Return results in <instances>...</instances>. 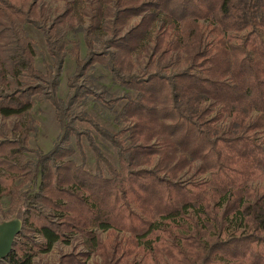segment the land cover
<instances>
[{"label": "trees", "instance_id": "16d2710c", "mask_svg": "<svg viewBox=\"0 0 264 264\" xmlns=\"http://www.w3.org/2000/svg\"><path fill=\"white\" fill-rule=\"evenodd\" d=\"M89 2L87 11L68 0L46 27L37 0H0V85L15 84L0 91V117L16 118L12 139L0 128V200L4 214L22 206L23 224L0 264H32L72 234L97 249L96 230L110 229L129 232L127 246L163 251L177 264H264V188L260 195L251 188L264 174V0ZM27 25L44 37L37 62ZM67 55L73 64L65 67ZM97 67L123 90L104 104L128 127L113 130L89 112L65 121L77 94L59 83L61 72L88 78ZM26 79L51 84L53 100L59 86L71 96L65 111L54 104L60 138L47 151L29 148L27 157L34 99L22 94L39 82L16 89ZM195 161L197 171L183 178ZM204 172L210 177L194 180Z\"/></svg>", "mask_w": 264, "mask_h": 264}, {"label": "rangeland", "instance_id": "374dc122", "mask_svg": "<svg viewBox=\"0 0 264 264\" xmlns=\"http://www.w3.org/2000/svg\"><path fill=\"white\" fill-rule=\"evenodd\" d=\"M33 1V0H28ZM36 1V0H35ZM38 6L36 8L39 10L40 6L43 7L45 10V15L47 17L44 26H48L50 24V20L48 18H52L55 16L56 13L60 12L65 5H68V0H44V5L41 3L42 0H37ZM83 2L82 8L85 6L86 10L89 11L92 7L90 6L91 3L90 0H81ZM93 0H91L92 2ZM37 3V2H36ZM89 3V4H88ZM40 4V5H39ZM37 5V4H36ZM139 19V17H131L129 20L127 27H131L134 22ZM84 25L87 24V16L83 17ZM43 26V25H42ZM66 28V27H65ZM125 27H123L124 29ZM27 30L29 31V36H31L36 43V58L35 61L37 62L40 60V57L42 56V52H40L42 46L44 45V37L41 35L38 29H35L32 27V25H27ZM81 40L83 41L82 34ZM66 39H70L72 36L71 33L66 35ZM68 42V41H66ZM99 46L100 44L97 43ZM66 46H69L67 44ZM83 47H86V45H83ZM43 50V49H42ZM85 51V49H83ZM144 56V55H143ZM144 58V57H140ZM139 62H141L138 66L139 69L143 67L144 63L142 62V59ZM146 60V58H144ZM68 62V63H67ZM65 67H68V65H72V57L67 55L65 57ZM142 64V65H141ZM70 65V66H71ZM44 67V65H42ZM69 66V67H70ZM89 73L88 78L79 77V78H71L72 71H62L58 81L59 83L63 81L67 85H72L71 95L77 94V97H75V103L71 106V109L69 111H66L65 121L68 120L69 116L74 113L78 116L82 113H91L93 116V119L102 125H107V127L115 130L117 128L122 127H128L130 125L127 121H121L119 124L112 121L113 114L110 112V110L107 109L106 104L104 102H108L111 98V95L113 96H121L123 94V90L120 89L119 83L117 81H114L109 72L105 71L101 67H97L95 70H92ZM134 74H138L140 76H143V72L141 71H133ZM93 76V77H92ZM95 76V77H94ZM93 78V83H90L89 79ZM92 80V79H91ZM27 82V83H25ZM35 82H39L37 91H35L33 94L30 93V91H27L26 89L29 87V84L32 85ZM13 83V82H12ZM61 85V84H60ZM51 84H49L46 81H29L24 80L22 83L16 85V89L23 90L26 92L22 94V96H30V98L33 100V105L31 109L29 110V115L33 120L34 126L36 128V132L33 133V131L28 135V139L25 142V150L24 155H28L29 152L28 149L31 147H37L42 149L43 151H47L54 143L55 140L60 138V135L62 133V128L60 127V124L58 122V115L57 110L55 109V103H62L61 110L65 111L67 106H65V103L68 101L70 94L67 89L58 87V90H61V93L56 94L54 97V100L51 99ZM105 87L106 94H102L101 90ZM12 88V89H11ZM92 91L89 95H83V91L85 89H89ZM11 90H15V84H12L11 87L9 84L7 85H0V91L1 92H9ZM32 92V91H31ZM99 96V97H98ZM95 97V98H94ZM54 101V102H53ZM59 104V105H60ZM112 104V103H110ZM118 103H116L117 105ZM59 105H57L59 107ZM57 115V116H56ZM16 121V118L10 117V118H1L0 117V128L1 130L5 129L6 132L3 133L4 138L12 139V134L8 132L10 128V124ZM76 124V125H75ZM75 129L78 131H87V124L84 123L82 125H78L75 123ZM86 129V130H85ZM94 137H96V140L99 141V136L97 134L92 133ZM264 137V134L262 135ZM3 138L0 135V139ZM70 140L74 142V134H70ZM84 143V139L82 140ZM88 151V150H87ZM110 153L111 150H110ZM27 157V156H26ZM79 160V158H77ZM87 162L91 165H94V156L92 152L88 151L87 156ZM199 166V162L195 161L191 164V167L189 168L190 171L185 172L183 175V178H188L191 171H197ZM259 175V174H258ZM258 175L253 179L251 182V188L253 189V192L255 195H260L262 193V189L264 188V174ZM194 180H200L204 178L210 177L209 172H204L202 174H198L194 176ZM26 185L22 186V191L26 189ZM224 205L220 208L219 212L222 211ZM7 203L4 201V199L0 200V221L1 220H7L10 218H13L16 215H21L22 217V206L19 205L17 210L13 213L6 212L4 214V211L7 209ZM170 232H174V234L177 232V229L168 228ZM106 230V231H100L96 230L98 240L100 242V246L97 249H88V247L85 244V236H82L81 234H72L69 238V243H64L62 241H57L52 246V248L47 252H39L33 259L32 264H177L174 259H170L167 257V255L164 254L162 251L161 253H151L148 251H143L142 247H132L127 246V243L125 241L126 238L130 236V233L127 231H120V230ZM179 235L180 233L177 232ZM34 236V235H33ZM168 235H161L162 238H167V240H170L171 238L167 237ZM170 237V236H169ZM34 240L41 241L40 238L34 237ZM27 247H31L30 244L27 242ZM118 247L119 249H114Z\"/></svg>", "mask_w": 264, "mask_h": 264}, {"label": "water", "instance_id": "95a60500", "mask_svg": "<svg viewBox=\"0 0 264 264\" xmlns=\"http://www.w3.org/2000/svg\"><path fill=\"white\" fill-rule=\"evenodd\" d=\"M22 225V217L19 214L0 221V260H3L11 252L13 242L20 233Z\"/></svg>", "mask_w": 264, "mask_h": 264}]
</instances>
